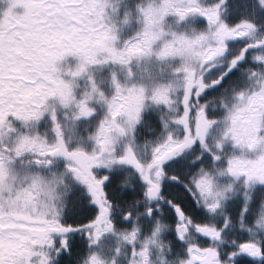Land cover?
I'll return each instance as SVG.
<instances>
[{"label": "snow or ice", "instance_id": "obj_1", "mask_svg": "<svg viewBox=\"0 0 264 264\" xmlns=\"http://www.w3.org/2000/svg\"><path fill=\"white\" fill-rule=\"evenodd\" d=\"M6 3L0 12V264H119L121 255L128 264H153L154 256L160 264H264V0L137 5L143 31L120 46L110 0ZM169 16L204 24L191 37L178 35L165 28ZM161 41L159 55L177 61V82L149 94L113 73L115 92L105 97L89 68L111 62L131 76L133 58ZM68 56L79 60L74 77L88 75L80 99L58 67ZM51 99L73 121L93 116V99L106 107L87 136L91 151L70 146L54 112V141L21 133L12 146L4 143L15 131L9 117L25 125L38 121ZM149 104L160 109L159 123L144 122L147 135L140 140ZM25 156L39 172L48 170V178L33 177L26 186L25 175L19 183L12 166ZM60 158L63 170L52 171ZM142 217L152 222L148 231ZM118 220L131 227L118 228ZM108 237L116 246L102 257Z\"/></svg>", "mask_w": 264, "mask_h": 264}, {"label": "rangeland", "instance_id": "obj_2", "mask_svg": "<svg viewBox=\"0 0 264 264\" xmlns=\"http://www.w3.org/2000/svg\"><path fill=\"white\" fill-rule=\"evenodd\" d=\"M142 4V0H112V5L113 7H115L116 11L113 12L111 8L107 9L108 15L111 19H115L119 25L118 27V43L117 46H120V44L124 41L129 39L130 37H132L137 30H139V28L141 27V23L138 21L137 17L139 16V12L137 9V5H141ZM7 7V3L6 0H0V12H2L4 9H6ZM16 11L18 13H22L23 9L18 8L16 9ZM128 14L129 16V21L126 24H120V21L125 17V15ZM201 18H188L185 21L179 22L177 23V20L175 17L173 16H169L166 17L165 20V27H168L169 25H171L175 30H183V31H188L191 29H197L196 27H194V23L197 21H200ZM78 63V58L74 57V56H68L66 57L64 60H62L59 64V67L61 69H64L66 66L67 67H71V66H75ZM89 72L92 76L93 81H98L101 82L103 80L104 77H106L108 79V81L111 83V94H109L108 97H111L114 92V86L112 85V74L115 73L117 76V79L120 80V82H123L124 80V73L122 71V67L119 65H114L111 62L106 63V64H97V65H93L89 68ZM61 76L64 79H69L68 76H65L63 71L61 72ZM85 79H88V75L85 74L80 78H77V85L82 82L85 81ZM89 82V79H88ZM74 94L76 96L77 99H79L77 90L74 88ZM49 104V111L45 112L44 115L41 117L40 120L35 121V122H29L27 125H25L24 122L16 120L13 117H9V120L11 122V127L13 129H15V131L10 132L6 135V139L7 141L13 139L14 135L17 133V129L14 128V125L19 123L20 126V131L18 134L24 133V134H28V131L30 129H32V125L35 123H40L43 122L44 120H47V118L52 116V113L55 111L56 113H61L63 114V116H65V124H63L64 126V130H65V138L66 140L69 142L70 146L72 147H76V146H81L83 147L86 151H91L92 149V143L90 141H87V136L89 133L95 131L96 127L98 125H96L92 130H88L85 133H79L77 131V127L75 125V123H77L79 120L73 121L70 119V110L63 108V106H61L59 104V102L55 99H51L48 102ZM89 106L91 107V102H89ZM25 126V127H24ZM68 129H73V132H69ZM29 135V134H28ZM212 135H215V130H213ZM48 135L44 136L46 139H48L50 142L54 141V137H47ZM143 137V130L140 129V125H138V139L142 140ZM17 139V138H16ZM15 139V141H16ZM7 144V143H6ZM8 145V144H7ZM9 146V145H8ZM27 156L23 157L26 158ZM27 161H29V159H25V162L23 160H21V162L19 161V164H17L16 162L13 164L12 168L13 171L18 172V173H24L27 171H36L37 169H35V167L29 163H26ZM64 161L62 158L57 159V161H55L54 165L52 166V171H62L64 168ZM44 174H48V170H43ZM95 171V170H94ZM103 171V170H100ZM207 218V217H206ZM122 223V222H121ZM144 230L148 231L151 227V221H149L148 218L144 219ZM117 227L118 228H124V227H131V221H126L122 223V226H120L117 223ZM168 236V233L166 234V237ZM177 247L176 250H179L182 246L179 245V242L176 243ZM114 247V240L112 237H108L105 239V241L103 242V251L106 254H109V250L111 248ZM182 254V253H181ZM34 260L36 258H33ZM119 264H126V259L124 255H121V257L119 258Z\"/></svg>", "mask_w": 264, "mask_h": 264}, {"label": "clouds", "instance_id": "obj_3", "mask_svg": "<svg viewBox=\"0 0 264 264\" xmlns=\"http://www.w3.org/2000/svg\"><path fill=\"white\" fill-rule=\"evenodd\" d=\"M110 3L112 4V0H110ZM152 3L155 7L159 6L160 0H142V4L147 6V4ZM138 21L141 23V27L139 30L136 31V33L133 35L135 36L137 33H140L143 31V23L142 18L139 15L137 17ZM129 21V17L127 19V22L125 21V17L120 21V24H126ZM110 24L115 28L116 32L118 33V23L115 19L109 20ZM171 28L172 31H175L178 35H186L191 37L193 33V29L188 31L183 30H175L171 25L168 27H165L166 30L168 28ZM199 31V29H196ZM163 47V42H157L155 45H153L152 52L150 54H144L139 55L133 58V61L130 65L132 75H128V69L122 68V71L124 73V80L121 82L122 84L126 85H135L138 89L143 88L147 93L151 94L157 90H163L169 85H174L177 82L176 74L174 72V68L178 66L177 61L173 60L172 58L168 56H161L159 55L161 49ZM177 47H179V44H177ZM79 66V60L78 63L75 66L71 67H65L64 69H61L59 66L60 73L63 71L65 76H68L69 79H63L65 81L71 82L76 88L77 85V78L80 77H74L72 73L76 72ZM82 77V76H81ZM89 90V88L87 89ZM110 98V97H108ZM151 105V104H149ZM148 105V106H149ZM65 131V130H64ZM26 163H29L27 161ZM15 172V171H14ZM18 182L24 183L25 182V175H27V184L26 186H30L32 182V178L35 177L38 182H42L43 180L47 179L48 177L44 176L43 173L36 171H27V173H18ZM160 220L164 221V212L163 209H160ZM114 240V247L116 246V239ZM141 241H138V246L140 245ZM109 254H106L105 252L101 253L102 257H107ZM129 260L131 257L128 258ZM126 264L128 262L126 261ZM153 264H160V261L158 258L154 256L153 258Z\"/></svg>", "mask_w": 264, "mask_h": 264}, {"label": "trees", "instance_id": "obj_4", "mask_svg": "<svg viewBox=\"0 0 264 264\" xmlns=\"http://www.w3.org/2000/svg\"><path fill=\"white\" fill-rule=\"evenodd\" d=\"M204 24V21L201 19L200 21H197L194 23V27H196L197 29L201 28ZM97 85V87L100 89V91H102L105 95V97H108L109 94H111V83L108 81V79L106 77L103 78V80L101 82H98V81H94ZM90 87V84L88 82V79H85V81H82L78 84V86L75 88L77 90V93H78V98H82L83 94L87 91V89ZM91 102V107L95 109V112L93 114L92 117L90 118H87V119H80L77 123H75L76 127H77V131L79 133H85L86 131L88 130H92L96 125L99 124V121L100 119L103 118V115L105 114V111H106V107L102 104V103H98L95 99H93ZM56 111V110H55ZM54 111V113H55ZM159 112H160V109H158L156 106H153V105H149L145 108L144 112H143V118L144 120L142 121V124L140 125V129L143 130V137L145 135H147L145 132H144V122H147V121H152V123L154 125H157L158 126V123H159ZM56 121L55 123H59L62 128L64 129V126L63 124H65L66 120H65V116H63V114L61 113H56ZM63 123V124H62ZM20 124L17 123L14 125V128L17 129V133L14 135L13 139L7 141L6 137L4 138V143L8 144L9 146H12L14 143H15V139L18 137V133L20 131ZM28 126V125H27ZM32 129H30L28 131V134L29 135H41V136H46L48 135L47 137H54L55 138V133L53 131L54 129V122L52 120V116L47 118V120H44L43 122H40V123H35L32 125ZM25 127V126H24ZM31 159L29 156H27L26 158H21L19 160L16 161L17 164L21 165L19 163V161L21 162V160H23L25 162V159ZM22 163V162H21ZM147 218V217H142L141 218V221L143 224L144 223V219ZM200 219H206V216L205 215H201L200 217H198ZM149 219V218H148ZM166 219H168L169 221H172L173 220V217L171 215L167 216ZM149 221H151L149 219ZM117 223L122 226V223L121 221H117ZM81 239V244L83 245L84 243V240L83 238H80ZM166 239H169V240H174V233H168V236L166 237ZM176 243L178 242H175L174 244V247L176 248L177 245Z\"/></svg>", "mask_w": 264, "mask_h": 264}]
</instances>
